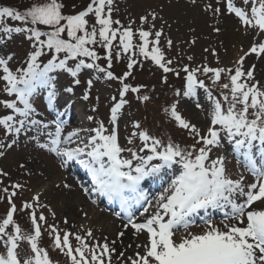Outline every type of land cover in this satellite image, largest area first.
I'll list each match as a JSON object with an SVG mask.
<instances>
[{
    "label": "snow or ice",
    "instance_id": "snow-or-ice-1",
    "mask_svg": "<svg viewBox=\"0 0 264 264\" xmlns=\"http://www.w3.org/2000/svg\"><path fill=\"white\" fill-rule=\"evenodd\" d=\"M65 8L63 0H30L23 10L0 6V34L23 35L30 44L18 67H13V56L0 57V158L19 137L34 133L28 138L54 154L61 167L75 162L85 169L93 187H85L84 194L119 204L126 223L112 240L96 236L87 223L71 224L67 217L62 226L56 223V211L42 201V191L0 168V204L5 205L0 264H264V68L257 75V65L264 63V0H215L204 6L217 23L221 16L233 17L236 31L250 38L227 65L215 47H205L215 66L207 55L195 66L192 55L187 63L180 52L169 56L174 41L156 27L155 12L124 23L115 16L118 0H88L79 11L75 5L71 12ZM114 61L126 62L127 70L115 74ZM145 62L161 72V83L167 84L170 74L183 81L162 112L191 143L153 134L139 120L128 122L121 143L120 120L129 97L145 105L152 101L147 85L130 82L134 69ZM83 70L95 73L97 80L116 81L118 95L111 97L107 123L97 119L91 128L65 132L63 114L45 119L35 98L46 94V110L55 111L58 74H68L78 86ZM86 83L83 99L88 100L94 80ZM64 90L72 93L73 87ZM182 100L194 103L206 126L183 116L178 109ZM225 139L244 169L237 178L228 174L225 156H213ZM18 168L23 176L33 174L24 163ZM149 178L161 182L155 196L141 187ZM25 192L30 193L27 198ZM135 208L141 209L139 215ZM210 210L222 214L219 223ZM201 212L202 231H190L193 217ZM83 218H89L87 212ZM129 229L134 241L125 245Z\"/></svg>",
    "mask_w": 264,
    "mask_h": 264
},
{
    "label": "rangeland",
    "instance_id": "rangeland-1",
    "mask_svg": "<svg viewBox=\"0 0 264 264\" xmlns=\"http://www.w3.org/2000/svg\"><path fill=\"white\" fill-rule=\"evenodd\" d=\"M63 2L66 5L65 12H71L73 10V5L76 6L75 10L79 11L86 6L88 0H63ZM29 3L30 0H0V6H15L19 10H23ZM118 3L119 12L116 13L115 16L116 18L121 19L124 23H127L129 18L135 19L138 22V18L141 15H145L148 12H155L158 16V19L155 22L156 27H163L166 36L171 37L174 41V48L172 52L168 53V55L175 56L177 52H180L181 55L184 56L182 63H187V56L192 55L195 57L193 62V66H195L196 64L203 62L204 56L207 55V62L211 66H215L214 58L203 52L205 47H215L220 54L221 63L227 65L236 56L237 49L241 45L246 48L250 42L249 37H245L236 31L237 24L233 17L221 16L219 18V23H217L216 19L213 18L210 13L204 11V6L207 3L214 4L215 0H196L195 4L191 3V0H118ZM213 25L221 29L219 34H216L212 30L211 26ZM192 39H195L196 43L195 45L190 46L189 42ZM29 51L30 44L23 35H13L11 38H8L7 36L0 34V57H5L6 55L13 56V67H18L21 64H24ZM100 54L103 55V50H100ZM249 63H251V60ZM262 68H264V63L257 65L258 78L261 74L260 70ZM112 70L117 75L122 74L127 70L126 62L114 61ZM133 75L135 76V79L130 82L133 84L147 85V91L152 95V101L145 105L136 101L134 96L129 97L130 104L123 110V116L120 120L121 143H124L123 137L130 128V123L128 122L134 120H139L143 126L148 128L153 134H167L171 135L178 142L191 143L183 132L166 121L162 112V107L167 106L174 99V89L181 87L183 81L170 74L168 83H161V72L155 66L151 65L150 62H145L142 68L137 67L134 69ZM80 79L81 84L75 86L72 84V78L68 76V74H58V78L55 81L58 94L56 96L57 101L55 102V108L57 109L55 115H52L51 112L46 110V94L38 95L35 98V106L41 113H43V117L47 120L54 119L57 112L70 117L69 115L71 112L73 113L74 107L67 105L64 110H61V107L63 106V103L72 99L74 102L73 105L76 106L75 108L78 112L77 120L80 121L78 124L80 126L75 122L73 125L68 124L70 126L68 131L91 128L95 126V120L97 119H103L107 123L109 110L112 104L111 97L118 95L119 84L116 81L108 82L103 78L97 80L96 74L91 73L89 70H83ZM88 79H93L94 84L90 90L89 99L85 100L83 99V96L87 90L86 81ZM67 87H73V92H66L64 89ZM152 88H155V91H151ZM203 99V95L201 94V102H203ZM93 108L96 109L95 112L93 111ZM178 109L183 116L191 122L196 123L199 126H206L204 114L195 108L192 101L182 100ZM89 116L94 117V119L90 121L88 119ZM62 117L63 115L61 118ZM62 120L64 124L67 123L65 119ZM31 135H34V133L19 137L18 143L14 145L12 149L8 150L5 157L0 158V168L10 172L13 180L19 179L22 182H26L33 191H42V201L49 204L56 211V223L62 225V218L67 217L71 224L78 225L88 222L87 224L90 226L89 222L96 221L94 215H101L99 214L101 213L100 211L97 212L98 210L107 212L102 206L110 204L119 207V204L109 202L106 197H97L94 195V197L92 196L89 198V196H86L83 189L85 187L92 189L91 187H93L88 185L89 181L86 182L84 188L78 186L64 188L63 185L67 182L63 179L65 176L72 175L71 172L73 171L71 168L80 171L87 180H90L91 176L85 169L75 162H70L71 165H68L67 167H61L59 159L54 154L40 149L35 141L28 138ZM83 135H86V133H82V136ZM0 136H2V133H0ZM41 142H46V138L42 139ZM217 155L225 156L228 174L233 178H237L240 173L244 172L242 163L238 164L237 162V157L234 153L232 144L226 139L222 141L221 148L214 150L213 156L215 157ZM240 159L242 160V157ZM20 163L26 164L33 174L31 176H23V170L18 168ZM244 174L248 175L247 173ZM249 179H251V177H249ZM57 185H59V187H57ZM156 185L161 186V182L149 178L142 182L141 187L150 196H155L162 190V186L158 190V188L154 187ZM163 186H166V184ZM29 195L30 193L25 192L24 198H27ZM66 197L70 202L72 200L80 205L79 210L82 212L80 213V211L76 210V217L70 216L67 210L61 209L65 207L64 203ZM92 199L96 200L95 204L92 203ZM20 202L21 199L18 198L17 204L19 205ZM87 206H93L94 209L90 210L87 208L86 210ZM4 208L5 205L0 204V213L4 211ZM137 209L139 208H135L133 211L135 212ZM115 210L116 215L119 216L122 214L120 207ZM83 212L88 213L89 218L87 220L83 218ZM216 213L220 212L210 210L209 214L211 218H214ZM116 215L112 212L110 214V220L108 219V222H106L107 225H112L114 236L110 235V231L106 228H102L98 223L94 224L96 226L93 229L95 235L98 237L108 236L110 240L116 239L118 233H116V231L118 230L117 227L119 226V223L125 222V219H120ZM204 215L205 214L201 212L193 217L195 223L190 228V231L195 233L202 231L204 225L201 217ZM217 216H215L216 218L214 220L219 223L222 214ZM21 223H26V221L21 220ZM126 233L127 240L134 239L132 230ZM141 239H143V237H141ZM43 243L44 245H48L49 241L47 235H45ZM124 244L127 245L128 243ZM52 255L55 258L63 260V257H56L55 253Z\"/></svg>",
    "mask_w": 264,
    "mask_h": 264
},
{
    "label": "bare ground",
    "instance_id": "bare-ground-1",
    "mask_svg": "<svg viewBox=\"0 0 264 264\" xmlns=\"http://www.w3.org/2000/svg\"><path fill=\"white\" fill-rule=\"evenodd\" d=\"M58 95V94H57ZM72 99H70V101H67V102H65V103H63V106L61 107V110H64L66 107H67V105H70L71 107H74V111H73V113L71 112L70 113V117H67L65 114H63V117L61 118V119H65L66 121H67V123L65 124V132H68V129H70V126L68 125V124H70V125H73L74 124V122L78 125L79 123H80V121H78L77 120V118H78V115H77V111H76V106H74L73 104H74V102H73V100L71 101ZM56 101H57V99H56ZM55 101V102H56ZM56 108H55V111H53V112H51V114L52 115H55V112H56ZM78 126H80V125H78ZM71 129H73V128H71ZM69 165H71L70 163H69ZM71 167V166H70ZM71 170L73 171V172H71L72 173V178H71V176H65V178L63 179V176H62V179L64 180V181H66L70 186H78V187H81V188H84L85 186H86V182L87 181H89V186H92V180L90 179V180H87V178L80 172V171H78V170H74V168H71ZM162 186V185H161ZM161 186H158V185H156V186H154V187H156V188H158V190H159V188L161 187ZM92 188V187H91ZM152 189H153V187H152ZM157 190V191H158ZM156 191V192H157ZM154 194V193H153ZM153 194H151V195H153ZM93 197H94V194H93ZM67 199V197H66V200H65V207H63V208H61L62 210L64 209V210H67L68 211V214L70 215V216H75L76 217V210H78V211H80L79 209V206L80 205H78L76 202H73L72 200H71V202ZM107 212H105V211H102V210H98L97 212H101V213H99V214H101V215H94V218H95V220L96 221H92V222H89V224H90V226H91V228L92 229H94L96 226L94 225L95 223H98L102 228H106L107 230H109L110 232H109V234L110 235H112V236H114V233L112 232V225L110 224V225H107L106 224V222H108V219L110 218V214L113 212L115 215H116V213H115V209L117 208H119L118 206L117 207H115L114 205H105V206H102ZM87 208L88 209H90V210H92V209H94V207L93 206H87L86 207V210H87ZM141 209H137L134 213L137 215V214H139V211H140ZM82 211H80V213H81ZM110 213V214H109ZM219 214H221V213H216L215 215H214V218L213 219H215L216 217L215 216H217V215H219ZM117 217H119L120 219H124V217H123V214H121V215H116ZM217 217H219V216H217ZM220 218V217H219ZM218 218V219H219ZM217 219V220H218ZM62 220H63V218H62ZM110 220V219H109ZM88 223V222H87ZM113 223V222H112ZM124 223H126V220H125V222H122V223H119V226L117 227L118 228V230L116 231V233L117 232H120L121 230H123V224ZM131 229H129V230H127L126 232H129ZM127 237V233H125V236H124V238H123V241H124V243H130V242H133L134 241V239H130V240H127L128 238H126Z\"/></svg>",
    "mask_w": 264,
    "mask_h": 264
}]
</instances>
